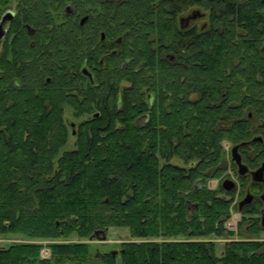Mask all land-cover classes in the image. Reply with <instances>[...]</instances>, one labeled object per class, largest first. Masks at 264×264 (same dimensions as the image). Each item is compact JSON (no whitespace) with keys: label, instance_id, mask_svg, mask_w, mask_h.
Here are the masks:
<instances>
[{"label":"trees","instance_id":"obj_1","mask_svg":"<svg viewBox=\"0 0 264 264\" xmlns=\"http://www.w3.org/2000/svg\"><path fill=\"white\" fill-rule=\"evenodd\" d=\"M191 7L206 21L181 27ZM8 8L0 235L89 238L126 227L134 240L119 264H264L258 238L217 252L216 239L232 235L223 223L233 196L207 185L227 169L224 138L250 167L264 159V139L252 140L264 116V0H0V18ZM83 69L92 70L86 87ZM119 73L116 91L108 80ZM70 111L79 120L69 131ZM41 248L0 247V264L82 263L89 252L52 243L43 258ZM100 257L116 264L111 252Z\"/></svg>","mask_w":264,"mask_h":264},{"label":"flooded vegetation","instance_id":"obj_2","mask_svg":"<svg viewBox=\"0 0 264 264\" xmlns=\"http://www.w3.org/2000/svg\"><path fill=\"white\" fill-rule=\"evenodd\" d=\"M67 6L70 7V10H71L70 12H67V9H66ZM7 10H12L15 14V10L13 8H8ZM63 10H64L65 14H70L72 12L71 4L67 3L64 6ZM200 16H201V13H200ZM200 16H198L197 18H199ZM83 17H85L84 21H86L87 16H83ZM81 19H80V22H81ZM191 20H189L188 23ZM6 23L4 25L5 29H6ZM179 23H180V18H179ZM188 23L183 21V23H182L183 26H181V25L180 26L185 27L188 25ZM6 31H7V29H6ZM6 31H5L4 35L6 34ZM33 32H34V30L31 33L30 32L29 33L32 34ZM100 35H101L100 36L101 39L105 38L104 32H101ZM113 40H115L116 42H120L121 38L115 37ZM93 47H95V46H93ZM106 48L110 49V53H112V54L116 53V51H117V49L115 47H113V45L111 43L106 45ZM119 68L120 67H118V69ZM90 71L92 72V70H90ZM91 72L90 73L85 72V74H86L85 76H87V80L82 81V84H84V87L87 86V84H86L87 81L88 82L93 81V76H92ZM108 87L112 88V89L114 87V88H116V91L121 87L120 73L117 74L115 77H113L112 75L110 76V78L108 80ZM151 98L152 97L149 96V100H151ZM249 116H251V115L249 114ZM71 125H73V123ZM255 126L257 127V129L260 130V133H257L256 135H254L252 137V140L254 137H260L259 140L257 139V140H253V141L263 142V139H264V116L259 117L258 119L255 120ZM224 140H225V138L221 140V144ZM231 148H232V146L230 145L229 149L226 150L227 151L226 154H228V156L230 157L227 169L223 172V174L221 176L214 178L215 184L213 186V188H217L218 186H221L222 192H218V194L232 195L233 196V201H232L231 207H230V214H229L228 218L224 221L223 224L225 226V222L230 218L231 214L236 213V214H238V222H237L238 226L236 228H233V230L235 229L237 231L236 234L242 235V233H244L245 235L257 236V235H260L261 233H264V200L261 197L262 193L264 192V181H263L264 180V172H263V180H261V181L253 180L250 172L252 170L256 169L257 167H259L260 164L264 161V159L261 160L258 165L254 166V167H250L249 164L245 161L246 158L239 151V147H238V152H239L240 157H241V162L243 164H245L247 167V171L245 173L239 174L238 173V166L235 163V161L232 160L231 155L229 154L230 153L229 150L231 151ZM235 168H236V172L234 174H231L234 172ZM224 179L232 180L234 182V185L229 189H225L222 186V181ZM237 192L239 194H238V197L236 198ZM247 196H250L249 200L247 202L241 203ZM239 231H241V233Z\"/></svg>","mask_w":264,"mask_h":264},{"label":"rangeland","instance_id":"obj_3","mask_svg":"<svg viewBox=\"0 0 264 264\" xmlns=\"http://www.w3.org/2000/svg\"><path fill=\"white\" fill-rule=\"evenodd\" d=\"M196 9L195 7H191L190 9L186 10L184 14H182L180 17L187 16L188 14L191 13L192 10ZM200 12H203L204 16L202 18H196L192 19L188 25L192 24H197L201 25L206 21V14L207 11H205L202 8H198ZM205 12V13H204ZM179 17V18H180ZM79 120V118H78ZM75 117H73L72 112L70 111L68 113L67 117V124L69 127V131L71 129H75V124L74 126H69V124H72L73 122L76 123L78 121ZM72 127V128H71ZM73 139V137H71ZM72 146V140L70 139L69 143L66 145L67 148H70ZM230 152V150H229ZM230 154V153H229ZM236 172V168L234 169V172L231 174H234ZM234 179V178H233ZM215 184L214 179H210L207 182V185L209 188H213ZM238 192L236 194V198L238 197ZM236 214V213H235ZM232 222V221H231ZM238 222V220H237ZM236 223V221H235ZM238 223H236V227ZM235 227V228H236ZM232 235H229L228 237L224 238H218L217 240V252H220L223 248L224 242L228 240H235V239H252V238H258L261 240H264V233H261L260 235L257 236H250V235H245L242 233V235H237V231L234 229H228ZM241 233V231H239ZM106 238L104 240L97 239L96 237H93L91 240L89 238H79L77 237L74 233L66 236V237H57V238H52V239H29L23 235L20 234H14V233H9L5 235H0V247H8L11 244L15 243H40L42 244V248L40 249V256L43 258H47L50 256V249H49V244L52 243H76V242H82V243H87L89 247V252H88V258L85 259L82 263L76 262L69 260V264H103V260L101 259L100 256L103 254H108L111 252V250H117V252L121 249V246L123 242H128V241H133L134 239H131L129 236V231L126 227H109L106 232ZM101 235V234H99ZM119 254H116V264H119ZM67 261L63 262L62 264H67Z\"/></svg>","mask_w":264,"mask_h":264},{"label":"water","instance_id":"obj_4","mask_svg":"<svg viewBox=\"0 0 264 264\" xmlns=\"http://www.w3.org/2000/svg\"><path fill=\"white\" fill-rule=\"evenodd\" d=\"M67 12H70V7L67 6ZM14 16V12L12 10H6L2 15H1V18H0V38L4 35L6 29L4 27L5 23L10 20L12 17ZM198 16H200V12L199 10H194L192 11L190 14H188L187 16H184V17H181L180 18V25L183 26V21H185L186 23H188L189 20L191 19H195L197 18ZM85 20V17H83L81 19V23H83ZM27 29L28 31L31 33L33 31V29L30 27V26H27ZM84 72H87L85 69H83ZM260 137H254L253 140H259ZM230 155H231V158L232 160L235 161V163L237 164L238 166V173L239 174H243L247 171V167L245 164H243L241 162V157H240V154L238 152V145H234L232 146L231 148V151H230ZM263 172H264V161L260 164L259 167H257L256 169L252 170L250 172L251 176H252V179L253 180H256V181H261L263 180ZM264 181V180H263ZM234 185V182L230 179H224L222 181V186L225 188V189H229L231 188L232 186ZM262 199L264 200V192L262 193L261 195ZM250 196H247L241 203L243 202H247L249 200ZM240 203V204H241ZM107 228H105L104 230H96L94 231L90 236H89V239L91 240L93 237H96L97 239H100V240H104L106 238V232ZM101 234V235H99ZM117 253V250H111V254L112 256L116 255Z\"/></svg>","mask_w":264,"mask_h":264},{"label":"built area","instance_id":"obj_5","mask_svg":"<svg viewBox=\"0 0 264 264\" xmlns=\"http://www.w3.org/2000/svg\"><path fill=\"white\" fill-rule=\"evenodd\" d=\"M223 146H224V149L225 150H228L229 149V146H230L229 141L228 140L224 141L223 142ZM237 220H238V214L232 213L231 216H230V218L225 222V227L228 228V229L235 228L236 227ZM235 221H236V223H235Z\"/></svg>","mask_w":264,"mask_h":264},{"label":"bare ground","instance_id":"obj_6","mask_svg":"<svg viewBox=\"0 0 264 264\" xmlns=\"http://www.w3.org/2000/svg\"><path fill=\"white\" fill-rule=\"evenodd\" d=\"M175 8V7H174ZM51 9V8H50ZM51 11V10H50ZM216 18V17H215ZM221 22V21H220ZM101 28V27H100ZM258 31V30H257ZM13 33V32H12ZM253 36V35H252ZM4 40V39H3ZM88 48V47H87ZM95 48V47H94ZM90 49V48H89ZM264 52V51H263ZM41 56V55H40ZM93 61V60H92ZM76 62V61H75ZM144 64V63H143ZM20 66V65H19ZM39 69V68H38ZM7 74V73H6ZM73 81H74V79H73ZM78 81V80H77ZM54 83V82H53ZM77 84V83H76ZM22 85V84H21ZM66 88V87H65ZM79 88V87H78ZM51 89V88H50ZM70 89V88H69ZM89 92V91H88ZM87 92V93H88ZM68 93V92H67ZM73 93V92H72ZM25 96V95H24ZM53 102V101H52ZM55 105V104H54ZM133 105V104H132ZM54 109V108H53ZM52 111V110H51ZM85 122H86V120H85ZM119 126V125H118ZM57 131V130H56ZM121 131H123V130H121ZM224 141H226V139L224 140ZM223 141V142H224ZM223 142H222V145H223Z\"/></svg>","mask_w":264,"mask_h":264}]
</instances>
